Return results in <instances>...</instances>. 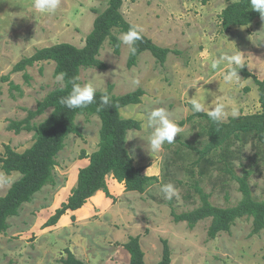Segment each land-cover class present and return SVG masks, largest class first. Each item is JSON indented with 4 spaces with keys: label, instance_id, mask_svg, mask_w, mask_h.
Wrapping results in <instances>:
<instances>
[{
    "label": "rangeland",
    "instance_id": "374dc122",
    "mask_svg": "<svg viewBox=\"0 0 264 264\" xmlns=\"http://www.w3.org/2000/svg\"><path fill=\"white\" fill-rule=\"evenodd\" d=\"M107 1L59 0L55 14L42 15L32 9V0H0V156L6 145L21 152L32 144L34 131L21 129L15 132L9 128V124L24 119L28 111L34 110L37 102L49 91L62 86V80L58 81V75L54 73L53 61L34 62L17 72L12 71L13 65L35 50L56 43L68 42L83 46L86 35L92 29L96 10H103ZM182 1L122 0L126 12H122V5L120 10L124 16L132 10V3L147 5L148 10L138 19L143 28L152 26L150 29H153L156 26L163 29L170 26L180 29L194 23L196 29H206L207 41L201 40L192 46L186 43L180 49H169L149 38L155 45L169 49L165 61L158 62L149 50H144L137 55L134 66H128V46L120 43L119 53L115 54L106 38L97 55L104 67L81 68L79 83L91 84L96 91L111 88L114 95L141 89L147 84L143 78L145 74L141 71L143 62L148 63L152 75L158 77L159 73V84L164 86L175 75V79L183 82L192 77L201 80L204 74L202 62H218L224 54L239 51L246 69L264 80V20L257 18L243 27H230L233 29L234 40L242 33L241 39L231 45L221 39L225 38V31L219 32L222 29L219 14L227 4L235 0H192L188 11L196 16L195 20H183L177 8ZM128 14H133V11ZM151 21L155 23L152 25ZM112 33L118 37L121 34L115 28ZM174 62L179 69L177 72L171 68ZM218 69L219 72L215 74L217 78L223 76L220 74L223 70L225 73L228 70L227 67ZM189 70L193 72L186 74ZM249 78H234L231 83L221 80L231 89L233 99L240 100L226 110L228 115L224 121L232 116L234 109L238 115L257 110L255 97L246 92L252 86L253 78ZM163 92L160 91V94ZM170 95L169 92L166 96L146 98L144 105L135 106L125 113V116L139 114L140 117V129L129 130L126 134L128 151L133 159L156 158L159 167L157 181L142 193L110 189L112 195H105L111 198L109 202L106 200V206H103L105 203L101 199L104 192L99 190L93 196H98L97 201L102 203L103 208L91 209L79 215L68 212L54 226L43 227L47 218L76 186L79 169L88 163V158H81V153L84 151L89 155L97 149L100 127L98 116H76L78 134H69L65 146L58 153L54 184L45 186L33 196L31 202L24 203L20 212L7 220L6 232L0 233V264H64L62 260L67 250L86 264H129V254L123 244L130 236H139L146 264H155L161 259L164 239L170 248V264H264V229L251 234V218L235 220L228 232H220L213 239L207 236L210 218L198 221L192 228L185 221L176 222L173 218V213L189 211L201 204L197 188L209 194L208 199L213 205H235L242 196L236 177L244 173L248 174L247 182L253 198L264 199V143H247L241 148L238 157L232 162L234 174L224 173L215 165L200 175L199 166H193L192 162L199 155L197 150L207 142L206 135L202 133L205 121L197 116L186 120L193 113L188 106L190 102L186 103L176 95ZM196 97L210 100L213 93L210 87H206ZM161 107L168 110L170 118L181 131L175 137V143L165 144L159 152L153 153L148 151V145L143 141L147 140L151 132L146 126V114ZM49 112L50 109L31 119V122L37 124ZM182 120L184 123L180 124ZM0 174H6L1 164ZM7 175L13 177L14 181L19 177L15 171ZM168 183L173 184L177 190V195L171 200L165 199L160 191L161 186ZM9 187L0 185V196Z\"/></svg>",
    "mask_w": 264,
    "mask_h": 264
},
{
    "label": "trees",
    "instance_id": "16d2710c",
    "mask_svg": "<svg viewBox=\"0 0 264 264\" xmlns=\"http://www.w3.org/2000/svg\"><path fill=\"white\" fill-rule=\"evenodd\" d=\"M122 0H108L103 10L97 11L93 20L92 29L85 37L83 46L78 47L68 42H60L51 46L39 48L30 56L22 57L17 61L12 71H22L38 61H53L55 75L63 74L62 86L49 91L37 102L34 110H29L27 116L19 121H13L9 128L15 132L21 129L34 131L32 144L21 152L5 146V151L0 156L1 169L6 173L18 172L19 177L10 185L7 192L0 196V233L8 229L7 220L20 212L24 203L32 201L33 196L49 184L55 182V167L58 153L65 146L66 137L78 134L75 118L78 115H97L100 120L99 141L97 149L87 155L83 151L81 158H88V163L79 169L77 184L71 189L66 200L57 207L52 215L44 222L43 227L54 226L67 210L82 207L85 202L97 191L102 190L110 197L106 185V176L111 174L118 182H123L124 190L144 192L157 176L145 175L141 167H135L133 159L126 148V134L129 130L140 129V122L132 118H123L120 108L128 104L141 101L142 89L122 95H114L111 88L96 91L95 100L86 108L68 109L61 99L71 91V81L79 82L81 68H103L104 63L97 58L99 50L106 38L109 39L115 54L119 53L120 41L112 29L122 33L130 25L121 13ZM221 30L227 31L232 26H243L260 18L258 12L250 9L249 0H235L227 4L219 14ZM136 53L128 55V66L135 63L136 57L144 50H149L158 62L163 63L169 52L161 48L142 34V39L136 43ZM244 78L252 77L257 86L260 110L254 113L230 116L227 121L213 123L206 112L192 113L186 117L190 120L197 116L203 119L202 133L206 135L207 142L198 149V157L192 162L199 166L198 173L204 175L210 167L215 166L224 173L234 174L232 162L238 157L241 148L247 143L259 145L264 143V80L251 74L244 66L237 69ZM108 94L110 104L105 106L100 102V97ZM191 108V104L188 103ZM49 114L37 124L31 122L34 117L45 113ZM184 120L180 121L183 124ZM215 155V158L213 157ZM247 173L236 177L241 191V199L233 206H216L210 203L209 194L197 188L201 204L189 211L173 213L176 222L185 221L193 227L198 221L210 218L207 236L210 239L220 232H228L235 220L241 217L251 218V234H257L264 229V199H254L249 184ZM233 177H235L233 175ZM162 256L155 264H170V248L167 240H162ZM123 247L129 254V264H146L144 252L140 245L139 236H130ZM264 259V254H263ZM64 264H86L67 250Z\"/></svg>",
    "mask_w": 264,
    "mask_h": 264
},
{
    "label": "crops",
    "instance_id": "0c3cea01",
    "mask_svg": "<svg viewBox=\"0 0 264 264\" xmlns=\"http://www.w3.org/2000/svg\"><path fill=\"white\" fill-rule=\"evenodd\" d=\"M169 1V0H168ZM191 1L192 0H183L181 2V4H179L178 8V12L181 13V15L183 16V20H195L196 16H192V11H188V7L191 6ZM132 10L130 9V11H133V14H128L126 13L124 15V17L131 23L135 24V25H139L141 26V24L138 22V19L140 17L141 14L146 13L147 9V5L146 6H141L139 3H132L131 6ZM122 12H126L125 10V4L122 5ZM186 13H188L189 15H186ZM198 16V14H196ZM153 23H155L154 21H151V24L153 25ZM194 23H192L191 25H189L188 27H180V29H175V28H171L170 26H168L169 28L163 27V29L158 28V27H154L153 29H150L149 27L143 28L141 26V28L143 29V34L146 35L148 38L152 39L153 42H155L156 44L162 46V47H167L169 49H173V48H177L180 49V46L184 45V44H189L190 46L194 45L195 43H199L201 40L202 41H207L208 37L206 36V29H196L195 28ZM243 27V26H241ZM219 32H221V29L219 30ZM223 32V31H222ZM208 33V32H207ZM225 38L221 37V39H225L227 41L228 44L233 45L235 43V41L237 39H241V34H239V36H236V40H234V36L233 35V29H229V31H225ZM232 36V37H231ZM198 49V48H197ZM199 51L201 50V48L198 49ZM203 51V49H202ZM141 54V53H140ZM140 56V55H139ZM214 62L217 61H204L201 63V68H203L204 70V74H202L203 78L201 80H198V77H192L189 78L188 80H185V82H183L181 79L179 80L178 78L175 79L172 78L171 80L169 79V83L167 86H164L163 84H159V73H158V77L156 75H152V71L148 68V63L147 62H143L142 64V68L145 74V76L143 77L145 82L147 84H144V86L141 88L143 91V94L141 96V101L137 104H128L125 107L121 108L120 110V114L121 117L123 118H132L135 120H139V114H134V116H125V113H127L128 111H130L131 109H133L135 106H140V105H144L146 102V98H151V97H155V96H166L167 93L170 92V96H174L175 95L178 98L183 99L186 103L190 102L189 98H192L193 96H195V98L197 99V95L198 94H202L203 91L205 90L206 87H210V89L212 90L213 93V98H211L210 100H206L205 99V103L209 104L207 105V107L209 109H211L212 107H214L217 103H222L225 106V110L230 109V107L235 103L240 101L239 99L234 100L233 99V95L230 92V88H228V86L223 83L221 80L223 79V76L225 74V71L223 70V68H226L227 65H223L221 63L217 64V67L213 68L212 65ZM134 66V65H133ZM218 67L220 68V70H223L220 74H223L222 77L217 78L215 77V74L217 72H219ZM171 68L172 71L177 72L179 69L177 67V64L174 62L171 64ZM171 71V73H172ZM192 70H189L186 74L188 73H192ZM174 74V73H173ZM156 78L158 79L156 82L154 83H150V81H155ZM258 78V77H257ZM240 79V80H250V78H235V80ZM252 80V79H251ZM263 80V79H261ZM238 82V81H236ZM252 82V86H250L251 88H247V95H252V97H255L254 102L258 104L257 107V111L260 110V104L258 102V93L256 91V84ZM224 86V89H223ZM160 91H164L163 94H160ZM156 94V95H154ZM154 95V96H153ZM203 100V99H200ZM246 100V99H245ZM180 101V100H178ZM184 106V105H183ZM244 106V105H243ZM250 113V112H249ZM249 113H244V114H249ZM254 113V112H251ZM241 115V113H239ZM128 135V133H127ZM126 148L127 150H129L128 148V143H127V136H126ZM130 151V150H129ZM128 151V152H129ZM130 153V152H129ZM132 156V155H130ZM133 159V158H132ZM133 164L135 167H141L142 168V173L145 175H153V176H158V172H159V167L157 166L158 162L156 160V158L154 157H146L144 160L142 159H137L134 158L133 159ZM112 177V178H111ZM115 182V184H114ZM106 185L108 188L109 193L112 195V192H110V189H117V190H124V184L123 182H118L111 174L106 176ZM119 190V191H120ZM98 196L95 198L94 196H91L86 202L85 204L75 210H67L63 215H66L68 212H72L70 214H74L77 213V215L79 214H83V212H86L88 210H95V209H100L103 208V206H106V200H109L111 198L106 197L105 193L101 194V199H102V203L103 206H101V204H99V202L97 201ZM109 198V199H108ZM90 202V204H89ZM93 202V204H92ZM88 206V208H87ZM89 212V211H88ZM62 215V216H63Z\"/></svg>",
    "mask_w": 264,
    "mask_h": 264
},
{
    "label": "clouds",
    "instance_id": "9594fccd",
    "mask_svg": "<svg viewBox=\"0 0 264 264\" xmlns=\"http://www.w3.org/2000/svg\"><path fill=\"white\" fill-rule=\"evenodd\" d=\"M59 6V0H32V9L42 15L55 14ZM250 9L259 13L261 20H264V0H249ZM143 29L139 25H130L127 31L122 32L118 39L123 44L128 46L131 54L136 53V43L142 39ZM218 63L227 65L228 70L223 76L226 83H231L234 78H239L237 69L244 67L242 63V55L238 53H226L221 56L218 62H214L212 67H217ZM63 74L57 76V80H63ZM96 89L91 84H81L76 79L71 81V91L61 99V103L68 109H82L88 107L95 100ZM191 111L193 113L206 112L208 118L213 123H221L227 117L225 106L222 103H217L209 109L203 100L196 99L195 96L189 98ZM100 102L107 106L110 104V97L104 94L100 97ZM233 117L238 115L234 109L231 113ZM146 126L151 129L147 140H143L148 145V151L153 153L159 152L165 144L175 143V137L181 129L177 123L170 118L168 110L165 108H156L146 114ZM138 137V136H133ZM132 137V138H133ZM131 138V139H132ZM140 138V137H139ZM130 140V139H129ZM131 155V153H129ZM14 182L13 177L7 174H0V185H11ZM164 198L171 200L177 195V190L173 184H164L160 188Z\"/></svg>",
    "mask_w": 264,
    "mask_h": 264
}]
</instances>
